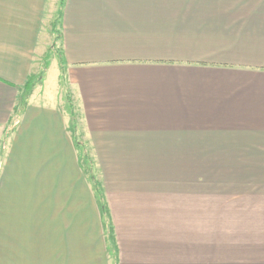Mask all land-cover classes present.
Masks as SVG:
<instances>
[{
	"label": "crops",
	"instance_id": "crops-1",
	"mask_svg": "<svg viewBox=\"0 0 264 264\" xmlns=\"http://www.w3.org/2000/svg\"><path fill=\"white\" fill-rule=\"evenodd\" d=\"M46 3L0 0V264H264V0H65L6 135Z\"/></svg>",
	"mask_w": 264,
	"mask_h": 264
},
{
	"label": "trees",
	"instance_id": "trees-1",
	"mask_svg": "<svg viewBox=\"0 0 264 264\" xmlns=\"http://www.w3.org/2000/svg\"><path fill=\"white\" fill-rule=\"evenodd\" d=\"M64 5H65V0H58L57 12L54 18L52 19V42L43 58V70L41 73L30 76L25 82L24 86L22 87V94H21L20 102L18 104V107L16 108V112L14 113V117L12 118V122L10 123V127H9L10 129L6 131V135L8 134V132H10V130L13 129V126L15 125L17 118L22 113L24 105L26 104V99L28 98V95L31 89L37 83H39L41 77L43 76L44 70L48 65L52 49H58L60 68H61V71L63 72V60L61 58V52H60V38H61V20H62V12H63ZM61 79H62V76H61ZM65 100L67 102L68 108L70 109V114L73 118V106H72L70 97L67 94V92L65 93ZM70 130H72L73 132L72 137L74 139L76 146L78 147L80 151V160L84 164V169L86 170L88 179L91 183L92 190L96 198V202L99 207L100 213L103 218L107 219L108 212H107L105 197L103 195L101 185L96 179V176L94 173L93 161L91 160L90 156L86 152L85 146L83 145V143L81 142V140L77 137L75 133L76 130H75L74 121H72V123L70 124ZM2 152H3V149L1 153Z\"/></svg>",
	"mask_w": 264,
	"mask_h": 264
},
{
	"label": "rangeland",
	"instance_id": "rangeland-1",
	"mask_svg": "<svg viewBox=\"0 0 264 264\" xmlns=\"http://www.w3.org/2000/svg\"><path fill=\"white\" fill-rule=\"evenodd\" d=\"M52 6H53V0H47L45 16L50 15ZM51 21H52V18H51ZM48 31L49 32L51 31V34H52V22H51V26L48 27ZM56 53H58V49H52L51 56L56 55ZM57 70H58V65L56 63H53L52 62L50 64V66H49V69H48V76H49V78L53 77L54 74L57 72ZM45 79H46V77H45ZM47 96L49 97V95H47ZM41 102L44 103L43 101H41ZM56 102H58V100ZM47 104L48 105H52L50 103H47ZM53 105H56V104H53Z\"/></svg>",
	"mask_w": 264,
	"mask_h": 264
}]
</instances>
